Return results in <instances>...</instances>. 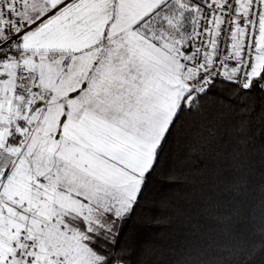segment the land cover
<instances>
[{
  "label": "snow or ice",
  "instance_id": "6c2138e0",
  "mask_svg": "<svg viewBox=\"0 0 264 264\" xmlns=\"http://www.w3.org/2000/svg\"><path fill=\"white\" fill-rule=\"evenodd\" d=\"M210 97L238 114L223 136ZM190 120L195 150L210 161L219 145L215 165L197 155L196 179L223 212L172 264H253L264 256V0H0V264H133L129 222ZM254 197L246 237L232 221ZM152 254L146 242L137 264Z\"/></svg>",
  "mask_w": 264,
  "mask_h": 264
},
{
  "label": "trees",
  "instance_id": "16d2710c",
  "mask_svg": "<svg viewBox=\"0 0 264 264\" xmlns=\"http://www.w3.org/2000/svg\"><path fill=\"white\" fill-rule=\"evenodd\" d=\"M218 95L227 96L228 93L225 91ZM257 100L259 101V98ZM208 115L213 122L212 126L217 128L221 136L226 130L230 131L239 118L236 112L230 111L227 105L213 97L208 100ZM199 131V121L190 120L170 142L161 160V174L154 178L145 202L129 222L124 240L136 249L137 255L132 257L133 264H137L146 242L153 248V254L146 257V264H172L176 254L189 246L197 232L213 234L214 228L218 229L216 217L223 209L210 202L212 189L208 184L196 179L199 173L206 170L196 157L199 155L205 163L215 165L216 160L222 156L218 144L214 146L216 151L210 161L206 152L200 153L193 148ZM253 159L257 161L256 167L259 169V150ZM173 169L177 177L176 182H164L168 172ZM260 180L257 172L254 185L258 187ZM257 203L256 197L249 199L241 209L243 219L234 217L232 221L246 237L252 235L250 224L253 209L257 217L260 215L259 208H256ZM157 219L160 223L155 222ZM218 259L224 264L231 260L227 254H218ZM231 264H235V261L232 260ZM253 264H264V256H257Z\"/></svg>",
  "mask_w": 264,
  "mask_h": 264
}]
</instances>
